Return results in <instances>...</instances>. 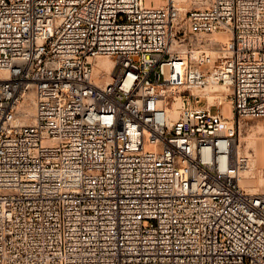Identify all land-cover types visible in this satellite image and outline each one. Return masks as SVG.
<instances>
[{
  "label": "built area",
  "instance_id": "built-area-1",
  "mask_svg": "<svg viewBox=\"0 0 264 264\" xmlns=\"http://www.w3.org/2000/svg\"><path fill=\"white\" fill-rule=\"evenodd\" d=\"M242 118L264 0H0V264H264Z\"/></svg>",
  "mask_w": 264,
  "mask_h": 264
},
{
  "label": "rangeland",
  "instance_id": "rangeland-1",
  "mask_svg": "<svg viewBox=\"0 0 264 264\" xmlns=\"http://www.w3.org/2000/svg\"><path fill=\"white\" fill-rule=\"evenodd\" d=\"M146 1H147L148 4H151V5H156V6L157 5H162V4H157L156 0H146ZM167 1L168 0H166V2ZM177 2H178V4L181 7L183 6L182 8L185 9V10H189L191 8H195L196 6L200 5V0H180V1L178 0ZM181 2H183V3L185 2L186 6H184L185 4H183ZM164 4H165V2H164ZM188 6H189V8H188ZM214 34H216L215 37L220 36V35H224V33H214ZM213 112H216V109H214ZM257 125H262L263 126L262 129L256 128ZM236 129H237L236 150H237V146L240 145L241 154L242 155L246 154V155H250L251 156L252 163H253V172H254V176H256V177L253 176V178H252V177L249 176L251 174H249L248 176L250 178L246 177L243 180L242 184L244 186H246L249 190H252L254 192H264V175H261V171H260L261 169L264 170V158H263V161L260 160V159L258 160L256 158L255 150H254L257 144L262 143V142L264 144V118H242V119H236ZM251 143H253L254 148H253ZM256 171H258L260 173H258ZM261 178H262V181H261ZM248 180H250V182ZM257 180L258 181L260 180L259 183L261 184V188H259V189H257L256 186H255V185L259 184ZM256 181H257V184H256Z\"/></svg>",
  "mask_w": 264,
  "mask_h": 264
},
{
  "label": "bare ground",
  "instance_id": "bare-ground-1",
  "mask_svg": "<svg viewBox=\"0 0 264 264\" xmlns=\"http://www.w3.org/2000/svg\"><path fill=\"white\" fill-rule=\"evenodd\" d=\"M157 1V4H164V2L166 3V0L164 1H162V0H156ZM155 1V2H156ZM176 2L178 1V0H175ZM180 1V0H179ZM188 2V1H187ZM200 2H202V0L200 1ZM178 3V2H177ZM181 3H183V2H181ZM183 4H185V2L183 3ZM178 6L181 8V9H183L179 4H178ZM184 6H186V4L184 5ZM188 8H189V6H188ZM185 10V9H184ZM216 36V34H199V35H197V36H192L191 37V41H193L194 43H196V45L198 46V48H200V49H210V50H221V49H224L226 46H227V43H228V41L230 40V36L229 35H220V36H217V37H215ZM174 44V43H173ZM97 67L99 68V69H105L106 70V75H105V78H104V83H106V82H108L109 80H110V74H111V72H112V70H113V68H114V61L111 59V58H107V57H102V58H99L98 60H97ZM220 89H224L223 87L222 88H220ZM223 113H224V115L227 117V118H229V119H233V112H232V107H231V104H229V103H225V105L223 106ZM174 117H176V116H174ZM262 125H257L256 126V128H258V129H262ZM255 142V141H254ZM252 144V146H253V148H254V145H253V143H251ZM251 146V147H252ZM249 147V146H248ZM241 147H240V145L239 146H237V150H236V139L234 140V146H233V152H234V154H238V155H240L241 154V149H240ZM255 155H256V158L259 160H262L263 161V158H264V144H263V142L262 143H259V144H257L256 145V147H255ZM247 152V151H246ZM242 155V154H241ZM261 171V175H264V170L263 169H261L260 170ZM256 172H258V171H256ZM255 172V173H256ZM258 173H260V172H258ZM249 174H251V175H249ZM252 177L253 178V176H254V172H253V168H252V171H251V173H247L246 175H245V178L246 177ZM256 175V174H255ZM258 175V174H257ZM260 175V174H259ZM249 177V178H250ZM254 177H256V176H254ZM258 177V176H257ZM244 178V179H245ZM259 178V177H258ZM249 182H250V180H248ZM258 181V180H257ZM257 181H256V184H257ZM260 181V180H259ZM259 181H258V183H259ZM261 181H262V178H261ZM242 183H243V181H242ZM254 185V184H253ZM244 186V185H243ZM252 186V185H251ZM256 186V188L257 189H259V188H261V184L259 183L258 185H255ZM244 187H246V186H244ZM247 188V187H246ZM255 188V189H256ZM248 189V188H247ZM249 190V189H248Z\"/></svg>",
  "mask_w": 264,
  "mask_h": 264
}]
</instances>
